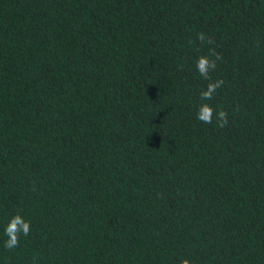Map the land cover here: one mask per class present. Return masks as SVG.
Masks as SVG:
<instances>
[{"label": "trees", "instance_id": "obj_1", "mask_svg": "<svg viewBox=\"0 0 264 264\" xmlns=\"http://www.w3.org/2000/svg\"><path fill=\"white\" fill-rule=\"evenodd\" d=\"M185 257L264 264V0H0V264Z\"/></svg>", "mask_w": 264, "mask_h": 264}, {"label": "clouds", "instance_id": "obj_2", "mask_svg": "<svg viewBox=\"0 0 264 264\" xmlns=\"http://www.w3.org/2000/svg\"><path fill=\"white\" fill-rule=\"evenodd\" d=\"M197 39L203 46L205 43L211 45L213 40L208 39L203 32L197 33ZM214 57V58H213ZM221 59V54L216 52L215 49H210L206 55H201L196 60V70L201 77L208 80L207 87L201 90L199 96L202 103L197 109V119L206 124L213 123V117L216 118V124L218 127H224L228 123V112L224 109L217 111L212 104L207 101H211L215 96L217 89L221 88L224 84L223 79L212 80L210 73L216 69L217 61ZM31 231V221L24 219L19 213L14 214L4 227V234L7 237L4 247L12 250L17 248L20 244L21 236L27 237ZM180 264H193L189 257H185L180 261Z\"/></svg>", "mask_w": 264, "mask_h": 264}]
</instances>
